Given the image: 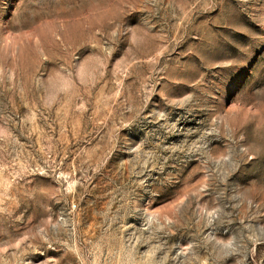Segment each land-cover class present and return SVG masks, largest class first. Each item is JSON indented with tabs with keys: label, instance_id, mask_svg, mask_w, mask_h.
Instances as JSON below:
<instances>
[{
	"label": "rangeland",
	"instance_id": "374dc122",
	"mask_svg": "<svg viewBox=\"0 0 264 264\" xmlns=\"http://www.w3.org/2000/svg\"><path fill=\"white\" fill-rule=\"evenodd\" d=\"M0 264H264V0H0Z\"/></svg>",
	"mask_w": 264,
	"mask_h": 264
}]
</instances>
